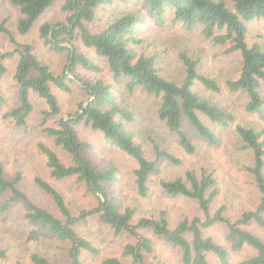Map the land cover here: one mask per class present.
I'll list each match as a JSON object with an SVG mask.
<instances>
[{"label": "trees", "instance_id": "16d2710c", "mask_svg": "<svg viewBox=\"0 0 264 264\" xmlns=\"http://www.w3.org/2000/svg\"><path fill=\"white\" fill-rule=\"evenodd\" d=\"M17 9L15 31L26 35L37 20L56 2L64 19L53 23L43 22L38 26V33L49 50L56 54L67 52V64L55 69L42 60L29 43L19 42L5 21L0 20V33L4 34L12 50H0V82L7 72V61L16 55L13 80L17 86V103L4 113L15 127L26 128L28 117L33 111L31 95L43 101L42 133L50 138L70 159L62 160L60 155L44 142L36 144L37 151L45 158L50 170V177L55 181L75 179L86 193L97 200V206L83 209L73 215L62 193L42 177L35 176V184L52 200L63 217L60 219L43 206L32 202L17 187L21 173L11 179L5 177L0 160V195L10 193L0 209L7 212L13 202L21 201L25 205L24 218L38 226L33 232L47 230L59 242L70 243L68 256L71 264H85L82 254L97 256L100 250L90 240L81 236L76 226L87 224L91 215L99 214L100 220L115 235L127 232L135 238V243H127L122 249V256H129L133 264H147L145 255L154 252L150 237L139 229L150 230L166 244L177 248L181 264H209L208 254H214L220 264H229V251L211 237L203 235V230L221 223L227 229V240L232 251H241L245 247L254 250L253 256L241 260L238 264H264V241L245 225L255 223L264 231V129L238 125L236 132L249 149L252 165L247 167L259 202L254 210H245L236 221L224 215V207H219L213 214L210 204L218 191L216 181L210 173L202 171L199 175L193 170H186L182 176L170 180H161L162 191L169 196H181L196 202L203 217L181 219L173 228L169 227L167 213L136 218V208L125 206L121 209L110 195L109 188L117 182V168L113 165L99 168L89 155L92 144L82 140L77 127L81 124L100 133L105 143L115 148L135 162L133 169L135 189L140 197L149 192L148 180L159 173V162L168 161L179 165L181 160L171 152L154 145V158L146 156L142 144L135 139L128 124L135 120L134 112L120 99L114 83H123L128 93L139 88L159 99L158 118L169 132L173 133L179 146L187 154H193L195 144L186 127H190L204 142L211 146L219 143L220 138L207 125L202 117L221 128L229 126L234 116L209 98L202 97L195 89L201 85L211 93H219V82L198 70L197 61L186 53L179 58L184 67V76L180 82L169 80L159 73L155 56L137 52L135 47L142 40L136 35V26L144 18L134 11L121 12L93 30L88 24L95 22L97 11L128 0H7ZM147 11L156 22H162L169 15L173 23H178L184 30L198 29L201 35L213 44L224 48V54L238 53L240 65L235 77L226 79L224 86L231 93L246 97V113L264 118V47L259 42L249 43L246 32L251 21H264V0H144ZM105 59L107 70L113 83L103 77L86 79L80 77L73 68L80 66L91 73H99L100 66L85 53L79 51L77 43ZM70 71L74 79L67 76ZM77 80L87 93V99L77 103V109L60 117L55 125L47 123L48 118L61 113L57 91L68 93L69 84ZM114 84V85H113ZM5 96L0 84V109L5 104ZM190 235V239L187 236ZM0 251V256H3ZM33 264H54L36 253L30 255ZM101 264H127L118 257H105ZM151 264H166L158 261Z\"/></svg>", "mask_w": 264, "mask_h": 264}, {"label": "rangeland", "instance_id": "374dc122", "mask_svg": "<svg viewBox=\"0 0 264 264\" xmlns=\"http://www.w3.org/2000/svg\"><path fill=\"white\" fill-rule=\"evenodd\" d=\"M147 8L144 0L116 2L112 6L97 11L95 22L88 24V26L95 30L121 12H136L144 18V21L136 26V35L142 42L135 47V50L154 55L159 73L176 82H180L184 76V67L179 58L180 54L186 53L196 60L198 70L216 79L222 89L219 93L207 92L201 85H195L194 89L202 97L211 99L223 109L231 112L234 116L233 121L229 126L221 128L202 117L203 121L220 138L219 143L215 146L207 144L196 135L192 128L186 127L185 129L196 147L193 154H187L179 146L176 136L169 132L158 118V98L139 88L128 93L124 89L123 83H114L120 99L128 104L134 112L135 120L128 124V128L133 131L135 139L142 144L146 156L153 159V147L158 145L181 160L179 165L161 160L159 162L160 171L149 177V192L143 198L138 196L135 189L133 176L135 162L131 157L109 147L100 133L91 130L86 125L81 124L77 127L79 136L82 140L92 144L89 155L94 164L99 168L108 165L117 168V182L109 188L110 195L121 209L125 206L135 207L137 209L136 218L154 215L164 210L167 213L171 228L183 218H202L203 215L195 201L181 196H169L160 187L161 180L174 179L182 176L186 170H193L198 175L202 171L210 173L216 181L215 187L218 193L210 204V212L213 214L219 207L223 206L224 215L229 220L236 221L243 211L254 210L259 202V194L252 176L247 170V167L252 165L251 152L243 147L236 127L242 125L256 130L264 129V118L260 119L257 115L245 112L246 97L238 93H231L224 86L226 79L237 75L240 56L238 53L224 54L223 47L204 38L198 29L186 31L178 23H173L169 15L162 22L154 21ZM16 18L17 9L7 0H0V20L5 21L15 38L19 42L31 44L37 55L55 69L62 68L67 62V52L65 51L63 54L53 53L44 44L38 33V26L43 22L53 23L64 19L60 11V3L56 2L49 8L26 35H20L15 31ZM246 37L249 43L259 42L264 47V21L249 22ZM77 47L80 52L92 58L100 66L101 71L91 73L77 65L73 68L75 73L86 79L103 77L106 81L113 83L105 59L98 57L90 48H84L78 43ZM12 49L13 47L8 43L6 36L0 33V50ZM15 61L16 55L7 61V72L0 82L6 99L4 106L0 109V160L4 167L5 177L11 179L17 172L21 173V180L17 184L18 189L32 202L43 206L60 219L63 217L52 200L35 184V176L47 180L62 193L73 215L78 214L83 209L96 207L97 200L95 197L86 193L76 183L75 179L55 181L50 177V170L45 164V158L37 151L36 144L38 142H44L50 146L60 155L62 160L69 162L70 159L65 152L53 144L50 138L42 133V110L45 108L43 101L35 95H31L34 108L28 117L26 128L15 127L8 118L4 117V113L17 103V86L12 77ZM66 74L74 79L69 70ZM69 84L71 91L68 93L56 89L61 113L58 116L48 118L47 123L50 125H55L60 117L65 118L68 113L74 112L77 109V103L85 101L88 97L79 81H69ZM261 93L264 96V88H262ZM9 196L10 193L8 192L1 194L0 205L7 201ZM25 210V205L21 201L13 202L7 212L0 209V251L4 253L3 256H0V264H33L30 260L32 253L43 256L54 264H71L68 256L70 243L57 241L45 229L39 231L38 235H34L33 232L37 230L38 226L25 220ZM244 228L264 241V231L255 223L245 225ZM76 230L100 250L97 256H90L84 252L82 260L85 264H101L105 257H118L127 264H133L129 256H122V249L127 243L134 244L135 238L127 232L115 236L101 222L99 214L89 216L87 224L77 225ZM139 232L150 237L153 243V254L145 255L147 264L158 261L166 264H181L177 248L166 244L150 230L139 229ZM203 235L211 237L228 249L230 253L229 264H238L241 260L247 259L255 253L249 247H245L241 251H232L230 241L226 238L227 229L221 223L204 229ZM190 237V235L187 236L188 239ZM207 257L209 264H220L214 254H208Z\"/></svg>", "mask_w": 264, "mask_h": 264}]
</instances>
